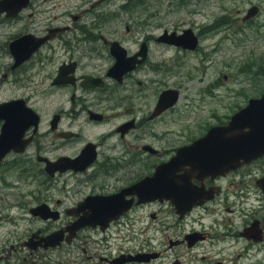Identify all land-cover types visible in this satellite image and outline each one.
Listing matches in <instances>:
<instances>
[{
  "label": "flooded vegetation",
  "instance_id": "af4514ba",
  "mask_svg": "<svg viewBox=\"0 0 264 264\" xmlns=\"http://www.w3.org/2000/svg\"><path fill=\"white\" fill-rule=\"evenodd\" d=\"M70 1L29 0L16 15L0 14V58L9 57L0 63V94L10 90L0 103L23 99L39 115L0 158V188L21 194L15 203L0 195V227L3 220L15 226L0 228V264H264V151L225 172L166 168L175 174L170 183L150 185L146 195L133 191L180 148L202 142L264 93L245 90L255 73L264 75L255 55L244 67L233 69L225 60L212 67L205 40L234 34L213 33V24L201 27L186 17L174 24L184 29L169 28L163 0H81L74 7ZM180 1L188 15L210 3ZM239 2L231 23H255L257 16L244 19L255 6L260 12L259 5L250 0L242 10ZM187 30L195 48L164 39ZM26 35L52 37L16 65L10 45ZM113 44L127 59L141 60L122 77L111 71ZM19 48L22 56L25 47ZM187 53L202 55L182 63ZM32 80L45 88L28 94ZM163 95L171 102L165 108ZM209 101L228 103L230 111L194 133H177L192 105L201 111ZM260 141L255 136V146ZM36 178L38 190L31 186ZM22 180L27 191L18 189ZM110 196L117 215L106 220L102 199ZM26 214L31 218L20 233Z\"/></svg>",
  "mask_w": 264,
  "mask_h": 264
},
{
  "label": "water",
  "instance_id": "95a60500",
  "mask_svg": "<svg viewBox=\"0 0 264 264\" xmlns=\"http://www.w3.org/2000/svg\"><path fill=\"white\" fill-rule=\"evenodd\" d=\"M28 2L29 0H0V14L7 12L8 14L12 13L16 15L21 9L28 5ZM258 14L259 8L255 6L249 9L248 15L244 21L248 20L249 18L256 17ZM187 33L188 30L185 31L181 36L174 34L173 36L175 38L171 40L172 43L170 42L167 35L164 39L166 42L174 45L176 44V46L182 47L183 49H190L188 44H192V47L195 48V41H193L192 38L187 37ZM51 35L40 39L35 38L34 36L26 35L12 43L10 45V51L17 60L16 65L28 60L32 54L38 50L39 46L52 37ZM19 46L25 47V53L22 56L20 54L21 51H19V53L16 52ZM117 47H119L118 44H113V51L117 62L111 71L113 72L115 69L118 70L120 72L119 77H122L126 67L134 65L138 59H127L126 51L123 49L117 50ZM141 55L144 56V53ZM138 62H141V60ZM166 98V95H163L162 102L160 104L162 108H165L171 104V102L164 101ZM0 120L5 121L2 126V135L0 137L1 158L6 153L5 151L7 149V145H12L15 139L18 140L17 145H19V138L22 135V130H25L28 125H37L39 115L32 107L28 106L23 99H19L16 101L14 100L0 103ZM255 136H258L261 139L260 143L256 146ZM263 139L264 93L259 98L252 99L247 106L237 111L225 126L214 127L202 142L199 141L180 148L176 157H172L168 162L161 164L152 176L144 179L139 184V186L133 188V191H137L140 195H146L151 193L147 189V187L150 185H154L155 187V184L157 183H163L164 185L170 183L172 178L175 177V174L173 172L169 173L166 168L170 169L172 167V171L177 169H185L201 170L207 173L229 171L230 169L240 166L246 161H250L257 155L263 153ZM3 142H5L6 145L4 148L1 147L3 146ZM204 144L207 145L206 150L202 155L200 154V156L196 152L199 151V148L205 146ZM114 197L115 196L103 197L102 199V203L107 204L105 212L103 211L105 213L104 217H106V220L113 219L117 215L115 212H113V210H111V202L115 201V199H113ZM40 208L41 207H37L36 210H40Z\"/></svg>",
  "mask_w": 264,
  "mask_h": 264
},
{
  "label": "rangeland",
  "instance_id": "374dc122",
  "mask_svg": "<svg viewBox=\"0 0 264 264\" xmlns=\"http://www.w3.org/2000/svg\"><path fill=\"white\" fill-rule=\"evenodd\" d=\"M86 1V0H84ZM164 1V8L161 13L164 14V21L165 23H169L168 27H185L182 25H174L179 23L186 17V19L193 22L195 25H201V27L206 25L213 24V33H219L221 30L232 32L230 38L226 40H220L221 35H217L216 37L208 38L205 40V50L207 51L208 57L211 59L212 67H221L220 61L225 60L228 64L233 66V69L237 67H244V65L248 62L252 55H255V67H262L264 68V0H255V4H258L260 7V12L255 18V23H252L246 27L240 25V21L237 22L236 25L231 23V13L234 11V2L236 0H224L228 2L227 9L224 8V3L222 0H209L208 3L204 7L198 8L201 11V14L196 15H188L185 11L187 9L184 8V4H181L182 1L180 0H163ZM187 1V0H185ZM202 2V1H201ZM250 0H241L239 2L241 9H248L249 8ZM81 4V0H71L69 2L70 6H78ZM190 5V8L195 9L197 8L196 5ZM180 5V6H179ZM52 6V5H51ZM80 8V7H78ZM84 8V7H81ZM61 9V8H59ZM64 9V8H62ZM123 26H125V21L123 22ZM184 29V28H183ZM202 55V54H201ZM200 54H191L187 53L182 63H190L192 60H189V57H200ZM172 57V53L170 55L165 56L166 59H170ZM9 57H2L0 58V63H8ZM196 60L192 61V64L196 63ZM181 64V61L177 62ZM35 80V79H34ZM32 80L29 84L30 86L26 88V92L30 95H33L35 92H41L45 85H37L36 82ZM264 89V75H259L255 73V77L253 79L252 84L246 87V91L248 95L258 94L261 90ZM10 91V90H9ZM3 90L0 94V98L7 92ZM27 94V95H28ZM216 108V109H213ZM231 106L228 103L225 105L220 104V106L216 103H209L207 104L204 110L199 111L197 107L192 105V108L189 112V115L183 120V122L177 127V133H194L202 126L207 124L208 121H214L216 119L221 120L222 117L219 115H223L226 112L230 111ZM189 109V106L186 108ZM227 115V113L225 114ZM225 119V117H224ZM173 128H165L164 130H172ZM172 133V132H171ZM170 137V136H169ZM167 139V138H166ZM179 139L173 138L172 141H176ZM166 147H170L169 143L165 142ZM14 174V181L19 180ZM24 177V176H23ZM25 178V177H24ZM25 180V179H23ZM16 182L20 185L18 189L22 191H27V186H25L24 181ZM41 178H36L34 185H31L34 189H39V182ZM9 194L10 200L12 203H15L18 199L20 201V195L16 190H9L5 191L0 188V195ZM59 192L55 193V196H58ZM30 203V200L29 202ZM15 215H19L20 210L13 209L12 211ZM28 214V212H27ZM26 214V215H27ZM22 219L19 220L18 230L21 233L25 228L26 224L25 221L30 219L31 216L21 217ZM15 222V220H14ZM2 231L7 228H15L10 222L5 220L2 221Z\"/></svg>",
  "mask_w": 264,
  "mask_h": 264
},
{
  "label": "bare ground",
  "instance_id": "6f19581e",
  "mask_svg": "<svg viewBox=\"0 0 264 264\" xmlns=\"http://www.w3.org/2000/svg\"><path fill=\"white\" fill-rule=\"evenodd\" d=\"M20 47V46H19Z\"/></svg>",
  "mask_w": 264,
  "mask_h": 264
}]
</instances>
